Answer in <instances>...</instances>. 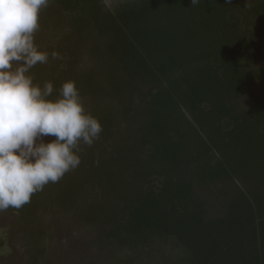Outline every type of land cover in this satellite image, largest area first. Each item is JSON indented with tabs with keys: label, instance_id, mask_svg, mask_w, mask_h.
Segmentation results:
<instances>
[{
	"label": "trees",
	"instance_id": "obj_1",
	"mask_svg": "<svg viewBox=\"0 0 264 264\" xmlns=\"http://www.w3.org/2000/svg\"><path fill=\"white\" fill-rule=\"evenodd\" d=\"M11 2L44 24L64 12L75 46L106 39L103 66L80 74L27 47L21 90L0 103V160L25 130L51 128L54 178L19 183L14 210L33 225L41 202L64 204L108 244L172 241L176 264H264V0ZM223 183L235 190L209 218L198 191Z\"/></svg>",
	"mask_w": 264,
	"mask_h": 264
},
{
	"label": "rangeland",
	"instance_id": "obj_2",
	"mask_svg": "<svg viewBox=\"0 0 264 264\" xmlns=\"http://www.w3.org/2000/svg\"><path fill=\"white\" fill-rule=\"evenodd\" d=\"M125 1L103 0V3L111 11ZM7 3L0 0V103L5 96H15V91L21 90V69L28 67L23 56L30 43L40 49L57 51L62 58L61 67L73 65L77 74L103 66L106 39L95 38L90 44L84 41L75 46L74 41L67 42L73 28L67 24L68 16L64 12L44 24L12 8L11 0ZM59 19L62 20L60 25L55 21ZM35 38L38 40L32 41ZM58 43L62 47H58ZM253 90L249 88L242 98L245 107L251 104ZM257 90L264 92V85L259 84ZM52 133L51 128L33 126L5 149L7 158L2 159L8 161L7 168L0 167V264H176L181 249L172 241H160L135 250L108 244L102 237L108 229L103 227L105 225L79 219L75 209L64 204L41 202L34 226L22 212L14 210L13 201L17 199L14 196L20 184L54 178L43 152ZM6 143L5 140L0 144V151ZM234 190L233 183H223L198 191L206 202L209 218L225 212Z\"/></svg>",
	"mask_w": 264,
	"mask_h": 264
}]
</instances>
